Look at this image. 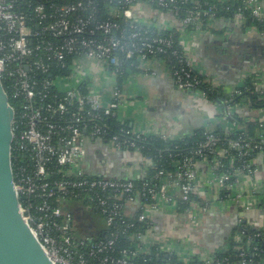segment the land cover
Returning <instances> with one entry per match:
<instances>
[{
    "label": "built area",
    "instance_id": "built-area-1",
    "mask_svg": "<svg viewBox=\"0 0 264 264\" xmlns=\"http://www.w3.org/2000/svg\"><path fill=\"white\" fill-rule=\"evenodd\" d=\"M188 1L109 0L108 17L101 19V0H0V79L15 110L12 161L16 189L22 214L54 264H86L83 258L76 261L74 257V248L82 244L72 235L78 223L51 202L57 199L59 204L60 196L78 197L83 192L106 195L100 202L104 212L109 210L108 225L115 224L126 204L136 205L142 223L150 222L153 210H179L181 206L186 207L184 213L192 223H197L210 212L214 197L215 207L222 211L236 208L238 231L233 232L224 253H229L232 244L233 254L222 259L215 255L205 264H264V227L257 230L249 222L250 214L264 210V182L258 179L259 162L264 161V136L249 137L236 122L230 102L220 106L208 101L202 87H222L205 77L189 56L185 36L194 37L212 28L218 5L195 1L181 16L182 5ZM262 1L244 3L253 18L264 24ZM143 7L170 12L152 22L139 15ZM235 18L245 26L243 12ZM250 28L258 31L256 26ZM174 31L180 32L179 39L174 38ZM258 32L264 37L263 31ZM161 57L171 65L168 71L178 91L218 108V123L205 127L204 141L189 153L171 154L178 158L173 160L174 170L159 171L155 176L159 183H146L143 193L131 181L86 177L87 130H91L89 137L102 138L110 134L107 118L127 123L119 115L129 103L118 84L125 67L150 74L154 65L165 66ZM172 58L175 64H171ZM64 69L71 72L55 74ZM243 89L264 99V90L255 84L251 87L243 82L224 90L233 99L243 95ZM153 135L174 140L171 135L130 125L111 135L106 148L116 154H138ZM152 166L151 157H142L135 171L141 176ZM55 175L63 178L52 181ZM138 198L152 204L140 205ZM38 200L41 202L36 204ZM149 233L152 228L145 234L137 233L136 250L107 257L104 264H134L135 259L148 255L152 247L146 239ZM155 246L183 259L178 250L183 246L171 249L165 242ZM107 251L116 252V237L98 244L92 253ZM232 258L238 262L233 263Z\"/></svg>",
    "mask_w": 264,
    "mask_h": 264
},
{
    "label": "crops",
    "instance_id": "crops-1",
    "mask_svg": "<svg viewBox=\"0 0 264 264\" xmlns=\"http://www.w3.org/2000/svg\"><path fill=\"white\" fill-rule=\"evenodd\" d=\"M262 5L264 7V0ZM139 15L152 22L163 17L160 12L148 7H143ZM185 43L187 53L205 77L222 88L236 87L251 78L253 84L264 90V37L256 29L243 27L236 18L228 21L222 18L197 36L187 34ZM152 69L150 74L129 75L123 87L129 103L119 112L121 120L149 133L171 136L188 135L218 123L219 110L215 105L196 95L178 91L171 73L163 65L156 64ZM237 109L249 121L264 120V107L244 102ZM134 154H120L122 174L133 176L138 173L135 165L141 159L131 160ZM87 158L86 166H89L91 163ZM259 164L258 179L264 182V161ZM215 199H210L213 207L208 214L199 217L197 223H192L189 216L177 209L153 210L152 233L146 235L147 241H150L148 246L152 245V249L155 243L163 245L166 241L173 248L183 246L178 250H181L186 263L194 259L206 262L216 254L225 253L233 235L232 229L237 224V212L236 208L222 211L215 207ZM134 209L138 210L136 205L130 206L129 211ZM249 222L256 227H264V214L261 211L250 214Z\"/></svg>",
    "mask_w": 264,
    "mask_h": 264
},
{
    "label": "trees",
    "instance_id": "trees-1",
    "mask_svg": "<svg viewBox=\"0 0 264 264\" xmlns=\"http://www.w3.org/2000/svg\"><path fill=\"white\" fill-rule=\"evenodd\" d=\"M46 2L49 1H59V0H43ZM200 3L209 2V4H217L218 11H217V20L225 18L226 21L232 20L235 18V15L238 12L244 13L245 18V28H249L252 26H256L258 31L264 32V24L259 23L256 19L253 18L250 11L246 9V5L244 3L245 0H227V1H219V0H200ZM102 2V10L99 14V18L106 19L107 12L110 11L112 5L109 4V0H101ZM192 0L186 2V4L182 5L184 9L181 12V16H183L186 10L190 9L193 6ZM205 4V3H204ZM36 3H33V7ZM157 9V8H156ZM31 10V9H30ZM27 9L26 11H30ZM157 12L160 14L165 15L170 12V10H162L157 9ZM174 38L179 39L180 32L174 31ZM180 50L182 49L180 46L178 47ZM73 56H71L68 60H71ZM164 57H161L160 60L164 62ZM171 64H175L176 61L171 59ZM167 69H170V64L164 62ZM124 74L119 78L118 84L121 89H123L128 77L132 73H140L130 65H127L124 69ZM70 69H64V71H55V74H69ZM253 81L252 79H247L245 81V86L252 87ZM202 90L208 93V101L215 103L220 106H225L226 102H230L231 105L234 107L235 113L234 118L236 122L245 128L249 137H261L264 136V120H253L249 121V119L245 116L244 113L240 112L237 107L244 105V99H249V96L252 97L253 102L251 103L254 107H264V99H262L259 94L257 93H246L245 90L244 94L241 96L234 97L233 99L229 96L228 93L225 92L224 88H213L207 85L202 87ZM14 104V102H12ZM236 107V108H235ZM107 123L110 126V134L102 137V138H91L89 137V132L91 130H87L85 133L86 140H85V147L87 148L88 157L89 155H93L94 157L89 160L90 163L97 162L95 169H90L89 166H86V158L84 160V173L86 177L91 179L97 178H107V179H117L121 181H131L136 185V188L139 189L140 192L143 193V188L146 183L150 185H157L159 183L158 180H155V176L159 171L164 172H171L174 170L173 167V160L178 159L173 156L176 154H180L182 152L183 155L189 153L192 149L196 148L200 143H202L205 139V128L197 130L188 135H173V141L164 140L161 136L153 135L149 137L146 143L143 146H140V150L138 155L142 157H151L154 161V166L151 168L145 169V174L138 176V174L130 176L129 174H122V167L119 165L110 164L107 162L106 164H102L101 162V154L104 150L102 148H106V140L108 141L113 134L121 133L122 129H129L130 123L127 122L122 124L119 122L117 118L109 117L106 119ZM263 124V126H261ZM219 132H221L219 130ZM171 154L173 156H171ZM100 156V158H98ZM23 159H20V163L22 166L26 164L23 163ZM118 177V178H114ZM53 177V176H52ZM63 178L62 175H55L52 181L61 180ZM69 178V176L67 177ZM100 194V196H99ZM98 196L92 192H83L79 194L80 196H67L62 197L60 196V202L58 204V200L55 199L54 201L51 200L53 205L58 208H61L64 213H68L71 217L78 223L77 229L72 232L74 240L79 244L77 247L74 248V257L76 261L80 258H83L86 261V264H104L103 260L107 257H119L122 254V251H134L137 249V233L145 234L153 227L152 217L149 223H142L138 220L139 211L130 212V206L133 207L134 205H125L124 209L122 210L121 214L117 217L116 222L114 225H108V217H109V210L108 212H104V208L101 207V200L106 197L104 193H99ZM138 197V196H136ZM140 205H151L152 202L150 200H144L143 198H138ZM113 202V200H111ZM41 200L36 201L35 203H40ZM124 204V202H123ZM264 209V206L262 207ZM261 208V209H262ZM186 207L181 206L179 211L180 213L185 212ZM242 210V208H238ZM127 222V223H125ZM135 224L133 228H127V224ZM249 224V222H248ZM237 226V225H236ZM240 227H243L240 225ZM239 227V228H240ZM262 227H257L256 229L259 230ZM236 228L234 232H236ZM116 237V252H104L99 254L92 253L96 246L100 243H105L107 240ZM257 244V243H256ZM234 246L231 244L229 253H219L216 254L219 258H225L230 254H233ZM261 249L262 246H261ZM233 263H237L238 260L232 258ZM134 264H205L204 261L199 259L190 260L188 263L184 262L183 259L174 252H164L158 246H154L148 253V255L142 256L138 259L134 260Z\"/></svg>",
    "mask_w": 264,
    "mask_h": 264
},
{
    "label": "water",
    "instance_id": "water-1",
    "mask_svg": "<svg viewBox=\"0 0 264 264\" xmlns=\"http://www.w3.org/2000/svg\"><path fill=\"white\" fill-rule=\"evenodd\" d=\"M248 100L253 102L251 96L244 102ZM14 121L15 110L0 79V264H54L22 214L12 161ZM139 159L138 154L131 158Z\"/></svg>",
    "mask_w": 264,
    "mask_h": 264
},
{
    "label": "flooded vegetation",
    "instance_id": "flooded-vegetation-1",
    "mask_svg": "<svg viewBox=\"0 0 264 264\" xmlns=\"http://www.w3.org/2000/svg\"><path fill=\"white\" fill-rule=\"evenodd\" d=\"M120 154L121 153L116 154L115 152H111V151H109L106 148V149H104L102 151V154H101V162L106 161V162H110V164H113V165L117 164V165H119V167H122V165L120 163V161H121V159H120V156L121 155ZM98 158H100V156ZM96 163H97L96 161L93 162V163H91V165L89 166V168L90 169H95L96 168Z\"/></svg>",
    "mask_w": 264,
    "mask_h": 264
},
{
    "label": "rangeland",
    "instance_id": "rangeland-1",
    "mask_svg": "<svg viewBox=\"0 0 264 264\" xmlns=\"http://www.w3.org/2000/svg\"><path fill=\"white\" fill-rule=\"evenodd\" d=\"M95 81V80H94ZM88 153L86 154V158L88 157ZM94 156L93 155H89V157L87 158V160H91ZM114 178H118V177H115L113 176ZM169 241H166L165 244H167ZM168 245V244H167ZM169 248L173 249V247H171L170 245H168ZM174 249H178V247L174 248Z\"/></svg>",
    "mask_w": 264,
    "mask_h": 264
}]
</instances>
